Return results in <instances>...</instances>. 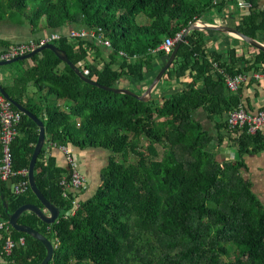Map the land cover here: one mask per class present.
<instances>
[{"label":"trees","instance_id":"obj_1","mask_svg":"<svg viewBox=\"0 0 264 264\" xmlns=\"http://www.w3.org/2000/svg\"><path fill=\"white\" fill-rule=\"evenodd\" d=\"M251 1L254 7L236 28L260 40L264 7ZM226 3L0 0V19L18 17L35 34L42 29L64 33L72 26L100 29L111 49L88 39H62L55 45L76 66L83 62L80 70L89 69V78L100 85L141 95L128 86L145 83L150 76L148 89L171 55L158 49L164 40L186 32L212 8L221 11ZM207 32L188 34L162 78L182 81L188 76L182 89L165 90L159 83L146 102L84 82L51 50L16 62L31 65L4 90L44 123L48 141L113 154L99 172L94 194L82 199L85 189L66 188L62 181L69 183V167L58 168L44 146L34 166V181L60 211L59 217L47 225L23 212L17 223L55 246L48 264H264V204L243 176V158L264 151V135L227 128V115L241 103V89L230 92L226 86L227 75L264 72V51L243 40L255 53L247 58L234 46L225 58L207 51ZM199 112L214 123L212 130L197 119ZM222 131L235 143L234 160L217 158L213 147H221ZM38 138V125L23 114L12 144L15 171L28 169ZM130 155L135 162L128 161ZM24 204L43 209L30 189L14 195L0 181V221H8V215ZM5 237L0 233V246ZM9 237H23L25 243L15 247L10 258L1 257L0 264L41 263L46 255L42 243L13 229Z\"/></svg>","mask_w":264,"mask_h":264},{"label":"built area","instance_id":"obj_2","mask_svg":"<svg viewBox=\"0 0 264 264\" xmlns=\"http://www.w3.org/2000/svg\"><path fill=\"white\" fill-rule=\"evenodd\" d=\"M218 0H214L216 3ZM225 2H236L239 8L249 10L254 7L251 0H224ZM185 31L178 33L176 37H168L164 40L163 44L158 48L170 54L175 45L183 38ZM66 39L68 42L77 40H92L99 43L101 46L111 49V43L104 38L101 30L96 29H71L68 33H61L58 31H47L42 33L37 39H30L27 42L16 43L5 49H0V62L10 61L36 51L48 44ZM84 66L81 62L78 67ZM87 77L91 75V71L87 69L84 73ZM257 82L264 81V72H256L249 74H238L234 76H226V86L231 92H238L240 87L249 80ZM23 113L17 110L14 105L0 94V143L2 146L0 158V179L4 182L10 183V192L14 195H21L29 190L28 183V169H20L15 171L13 169V151L12 144L18 135V128L22 120ZM227 128L229 130H246L247 134L253 135L262 132L264 135V110L257 113H250L246 111L243 105H239L237 109L231 111L227 115ZM65 154L67 165L71 171L69 183L62 181L66 188L77 191L85 189V178L78 172L76 165L73 161L71 150L68 146H58ZM66 196V191L63 193ZM77 208V203H73V211ZM10 225L8 221H0V233L6 237L1 243L0 255L4 259L11 257L15 247L22 246L25 243L23 237L17 240H12L10 236ZM55 247V246H53Z\"/></svg>","mask_w":264,"mask_h":264},{"label":"crops","instance_id":"obj_3","mask_svg":"<svg viewBox=\"0 0 264 264\" xmlns=\"http://www.w3.org/2000/svg\"><path fill=\"white\" fill-rule=\"evenodd\" d=\"M258 6L260 8L264 7V0H257ZM247 10L241 9L234 2H229L224 5L221 11H218L216 7L212 8L209 12L210 16L213 17V21L200 20L204 24L212 25H229L236 28V25L240 22L241 17ZM206 14H204L205 16ZM71 29L70 27L65 28L64 33H68ZM219 31V30H218ZM47 32V30L42 29L38 34L33 33L32 27L26 22L21 21L18 17L13 19L6 17L5 19H0V49H5L13 44L27 42L30 39H37L42 33ZM22 35L25 36L23 39H17ZM206 43L208 52H216L227 57V52L234 48V46L239 47L240 51L245 54V57L254 54L255 51L252 48L244 44L243 39L226 32H217V30L210 29L206 33ZM22 41V42H21ZM264 44V38L258 40ZM108 50L105 52L104 60L108 61ZM162 59L157 61L158 68L162 66ZM166 61V59H165ZM31 62H28L25 66L18 65L16 63L0 67V85L4 88H10L14 84V80L18 77L20 72L24 70L27 66H30ZM170 69V68H169ZM223 71H220L222 73ZM165 75V74H164ZM152 77H148L145 83L136 84L137 88L144 92L147 88V82ZM189 77H185L180 81V79H174L171 81L161 79L160 86L165 90H180L182 89V82H187ZM241 105L244 109L250 113H257L258 111L264 110V81H255L253 79L245 82L241 87ZM239 89V90H240ZM238 90V91H239ZM5 91V90H4ZM6 92V91H5ZM231 92V91H230ZM7 93V92H6ZM8 94V93H7ZM64 105V103H60ZM17 109V108H16ZM18 110V109H17ZM65 110V108H63ZM223 142L219 149L216 147L215 152H217V158L219 161H225L228 159L229 154L234 155L235 146H232L228 133L222 131ZM47 154H51L55 157V164L58 168L66 170L67 161L65 154L60 150L59 147L54 146V144L46 139L45 145ZM2 146L0 143V158H1ZM228 154V156H227ZM254 157V163L250 167L247 162V158ZM230 159V158H229ZM244 161L246 163L247 170L244 173V177L247 178L251 184L252 189L256 193L257 197L264 204V151L253 156H245ZM100 172V171H99ZM0 181H2L0 179ZM86 181V179H85ZM99 181V175L98 180ZM4 185L10 189V183L4 182ZM99 185V182L98 184ZM86 186V184H85ZM73 191V190H71ZM86 191V188H85ZM86 194V192H85ZM1 247V246H0ZM0 255V263H1Z\"/></svg>","mask_w":264,"mask_h":264},{"label":"water","instance_id":"obj_4","mask_svg":"<svg viewBox=\"0 0 264 264\" xmlns=\"http://www.w3.org/2000/svg\"><path fill=\"white\" fill-rule=\"evenodd\" d=\"M210 29H214V30H219V31H223L226 33H231L232 35H235L241 39H243L244 41L248 42L250 45L256 47L259 50H263L264 51V44L261 43L260 41H258L255 38H252L244 33H242L241 31H239L237 28L229 26V25H212V24H204L203 22H201L200 20H198V22L192 24L188 30L185 32V34L183 35L182 40L176 45V47L173 49V51L171 52L170 58L168 59L167 63L164 65V67L159 71V73L157 74L156 78L153 80V82L151 83V85L148 87V89L142 93L141 95L130 91L128 89H123V88H109L103 85H100L99 83H97L96 81L90 79L89 77H87L78 66H76L74 63L71 62V60L69 59L67 53L63 50H61L57 45L54 44H48L42 48L37 49L36 51L27 54L25 56L19 57V58H15L12 59L10 61H3L0 62V67L3 66H7L13 63H16L18 61H25V60H29L31 58H33L35 55L41 53L44 50H51L53 51L60 60H62L63 62H65L67 65H69L72 70L77 74V76H79L81 78V80H83L84 82L90 84V85H94L97 87H100L106 91H110V92H114L117 94H126V95H130L132 97H135L136 99L146 102L148 100L151 99L152 97V93L155 90V88L158 86V84L160 83L161 79L163 78L164 74L169 70V68L171 67L172 63L175 61L176 59V55L178 53V50L182 44V42L185 40V38L188 36V34L193 31V30H200V31H210ZM0 94H2L7 100H9L14 107H16L20 112H22L24 115H26L27 117H29L30 119H32L39 127V138H38V142L35 145V149L31 158V162L30 165L28 167V183H29V189L30 191L35 195V197L37 198V200L40 202L41 206L43 207V209L39 208L36 205L33 204H24L22 206H20L18 209H16L12 214L8 215V224L10 225V227L19 233H24L28 236H30L31 238L39 241L40 243H42V245L44 246L45 250H46V255L43 258V260L41 261L40 264H48V262L50 261L53 251H54V247L52 245V243L43 235H41L40 233H38L37 231L33 230L30 227L24 226V225H20L17 223L18 218L20 217V215L23 212H31L34 215H36L42 222H44L47 225H50L52 223H54L57 218L59 217V213L60 211L54 206L52 205L49 201H47L45 199V197L41 194V192L37 189L36 185H35V181H34V166H36L37 160L44 148L45 142H46V131H45V125L44 123L34 114H32L31 112H29L25 107H23L22 105L18 104L17 102L13 101L9 95L4 91V89L1 87L0 85ZM5 206V205H4ZM6 207V206H5Z\"/></svg>","mask_w":264,"mask_h":264},{"label":"rangeland","instance_id":"obj_5","mask_svg":"<svg viewBox=\"0 0 264 264\" xmlns=\"http://www.w3.org/2000/svg\"><path fill=\"white\" fill-rule=\"evenodd\" d=\"M202 20L213 21L214 19H213V17L210 16L209 13H206V15L203 16ZM142 21H145V19H142ZM70 28H74V26H72ZM23 38H25L24 35H22L21 37H18L17 39H23ZM131 84H134V83H131ZM123 85H124V82L121 81L120 86L123 87ZM128 88H130L131 90L141 92L135 84L128 86ZM144 92H142V93H144ZM64 102H65V100L59 101V103H64ZM196 117L198 120H200L204 124V126L208 130H212L214 123L208 119V117L206 116L205 113L199 112ZM215 141H216V139L214 138L213 143H215ZM230 141L232 142L231 145L235 146V143L232 140H230ZM68 148L71 150V154L73 157L72 159L76 165L78 172L86 179V186H85L86 194L81 195V198L84 199L85 196L86 197L92 196L94 194L96 188L98 187L97 184L99 181H97V180H98L99 171L106 165L107 158L110 156H113V154L110 151L104 150L101 148L80 149V148H76L72 145H68ZM157 148L161 152L160 147H157ZM213 148H214V150L216 149L215 146ZM235 148H236V146H235ZM219 150H221V149H219ZM215 153H217V152H215ZM227 156H228V154H227ZM116 158L119 161L121 160V158H118V157H116ZM128 158H129L128 161H130V162L136 161L135 158L131 155ZM234 158H237L236 157V150H234V155L229 154V156H228L229 160H232V159L234 160ZM254 159H255L254 157L247 158V162L249 163L250 167L253 165ZM243 176H244V173H243Z\"/></svg>","mask_w":264,"mask_h":264}]
</instances>
